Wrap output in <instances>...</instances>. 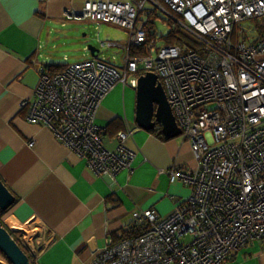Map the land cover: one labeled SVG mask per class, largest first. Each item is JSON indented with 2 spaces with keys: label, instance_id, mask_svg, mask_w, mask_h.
Listing matches in <instances>:
<instances>
[{
  "label": "built area",
  "instance_id": "1",
  "mask_svg": "<svg viewBox=\"0 0 264 264\" xmlns=\"http://www.w3.org/2000/svg\"><path fill=\"white\" fill-rule=\"evenodd\" d=\"M79 1L65 12L69 20L129 30L123 64L89 58L54 74L42 68L34 100L21 104L30 106L28 120L50 128L96 175L114 177L136 155L123 144L117 151L103 145L97 115L119 84L136 89L143 69L163 84L198 164L193 172L166 171L171 182L192 187L184 203L166 217L136 204L124 238L91 264H224L233 251L264 241V0ZM152 11L166 28H186L198 46L160 44V28L148 23ZM248 20H260L258 35L235 36ZM130 136L117 135L123 143Z\"/></svg>",
  "mask_w": 264,
  "mask_h": 264
},
{
  "label": "crops",
  "instance_id": "2",
  "mask_svg": "<svg viewBox=\"0 0 264 264\" xmlns=\"http://www.w3.org/2000/svg\"><path fill=\"white\" fill-rule=\"evenodd\" d=\"M80 7L79 0H0V179L16 197L0 220L36 264H91L119 241L136 204L166 217L191 196L192 187L171 182L167 170L198 166L183 136L137 126L129 84L105 98L96 120L108 150L123 144L136 155L114 177L96 175L50 128L28 120L30 106L21 104L34 100L41 69L69 65V55L43 61L44 30L52 33L56 22L67 28L65 12ZM119 132L131 136L123 143ZM0 264L11 263L0 255ZM224 264H264V241L233 251Z\"/></svg>",
  "mask_w": 264,
  "mask_h": 264
},
{
  "label": "rangeland",
  "instance_id": "3",
  "mask_svg": "<svg viewBox=\"0 0 264 264\" xmlns=\"http://www.w3.org/2000/svg\"><path fill=\"white\" fill-rule=\"evenodd\" d=\"M130 2L132 0H123ZM160 16L166 19V14L160 12ZM181 21L184 20L181 18ZM260 20H248L242 22L236 29V34H243L249 30H254L257 36L261 28ZM67 28L61 27V23L50 24L53 29L48 33V27L44 30L45 40L48 41L44 46L42 55L44 62H54L55 59L63 63V56L69 55V64L92 58L91 52L87 49L89 45L99 49V56L102 59L112 61L116 66H121L126 54L125 46L129 41V30L119 25L108 22H94L90 19L69 20ZM165 21L159 19L158 27L166 32ZM256 29V31H255ZM263 31V27L261 29ZM110 42L114 45L103 47L102 42ZM177 41V40H176ZM182 42V41H179ZM179 42L177 44H179ZM46 56L48 60H45ZM67 64V63H64Z\"/></svg>",
  "mask_w": 264,
  "mask_h": 264
},
{
  "label": "water",
  "instance_id": "4",
  "mask_svg": "<svg viewBox=\"0 0 264 264\" xmlns=\"http://www.w3.org/2000/svg\"><path fill=\"white\" fill-rule=\"evenodd\" d=\"M91 56L97 57L99 49L89 45ZM136 124L145 131L161 128L167 139L180 137L182 131L178 126L165 88L157 74L147 72L139 77L136 88ZM16 203L15 195L0 179V215ZM0 252L11 264H30L31 258L0 220Z\"/></svg>",
  "mask_w": 264,
  "mask_h": 264
},
{
  "label": "trees",
  "instance_id": "5",
  "mask_svg": "<svg viewBox=\"0 0 264 264\" xmlns=\"http://www.w3.org/2000/svg\"><path fill=\"white\" fill-rule=\"evenodd\" d=\"M159 19H160V17L156 13V11H152L148 14V23L151 25H154V27L157 31H158V26H159L158 25ZM172 27H174V26H172ZM158 39L160 41V44H162V45H176L179 41H182V42H179V44H186V45L193 47V48L198 46V43L194 40L192 35H190L189 31L186 28H183L182 26H177L174 28L170 27V29H168L166 32L161 31L158 34ZM142 52H145L144 47L141 49L132 48V55L133 56L140 55V53H142ZM97 58H100V56L97 55ZM106 62L108 64L116 67V68H119V66H116L111 60L110 61L107 60ZM66 67H67V65H51L50 67L47 68V70H48V72L54 74V73L63 71ZM144 71L145 70H143V69L139 70L138 73L136 74V76L140 77V76L144 75V73H145ZM153 132L162 134L161 128H157ZM123 238H124V235H122L121 238H119V241H121Z\"/></svg>",
  "mask_w": 264,
  "mask_h": 264
},
{
  "label": "flooded vegetation",
  "instance_id": "6",
  "mask_svg": "<svg viewBox=\"0 0 264 264\" xmlns=\"http://www.w3.org/2000/svg\"><path fill=\"white\" fill-rule=\"evenodd\" d=\"M88 49V48H87ZM0 255H2L4 257L5 260H7V258L0 252ZM8 261V260H7Z\"/></svg>",
  "mask_w": 264,
  "mask_h": 264
},
{
  "label": "clouds",
  "instance_id": "7",
  "mask_svg": "<svg viewBox=\"0 0 264 264\" xmlns=\"http://www.w3.org/2000/svg\"><path fill=\"white\" fill-rule=\"evenodd\" d=\"M71 20H74V19H71ZM89 50V49H88ZM98 55H99V53H98ZM93 58V57H92ZM94 58H97V57H94Z\"/></svg>",
  "mask_w": 264,
  "mask_h": 264
}]
</instances>
